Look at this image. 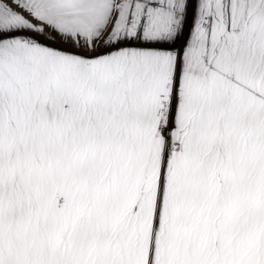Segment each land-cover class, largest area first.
Returning <instances> with one entry per match:
<instances>
[{
  "label": "snow or ice",
  "instance_id": "obj_1",
  "mask_svg": "<svg viewBox=\"0 0 264 264\" xmlns=\"http://www.w3.org/2000/svg\"><path fill=\"white\" fill-rule=\"evenodd\" d=\"M0 264H264V0H0Z\"/></svg>",
  "mask_w": 264,
  "mask_h": 264
}]
</instances>
